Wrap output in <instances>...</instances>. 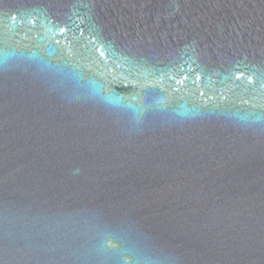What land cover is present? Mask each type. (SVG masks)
<instances>
[{
    "label": "water",
    "instance_id": "obj_1",
    "mask_svg": "<svg viewBox=\"0 0 264 264\" xmlns=\"http://www.w3.org/2000/svg\"><path fill=\"white\" fill-rule=\"evenodd\" d=\"M0 264H264V0H0Z\"/></svg>",
    "mask_w": 264,
    "mask_h": 264
}]
</instances>
